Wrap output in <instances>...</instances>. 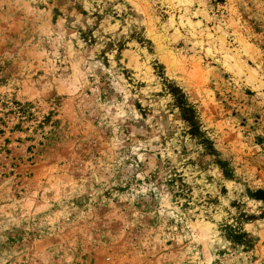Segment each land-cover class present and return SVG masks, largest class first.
<instances>
[{"label": "rangeland", "instance_id": "374dc122", "mask_svg": "<svg viewBox=\"0 0 264 264\" xmlns=\"http://www.w3.org/2000/svg\"><path fill=\"white\" fill-rule=\"evenodd\" d=\"M0 264H264V0H0Z\"/></svg>", "mask_w": 264, "mask_h": 264}, {"label": "trees", "instance_id": "16d2710c", "mask_svg": "<svg viewBox=\"0 0 264 264\" xmlns=\"http://www.w3.org/2000/svg\"><path fill=\"white\" fill-rule=\"evenodd\" d=\"M219 1H221V0H219Z\"/></svg>", "mask_w": 264, "mask_h": 264}]
</instances>
